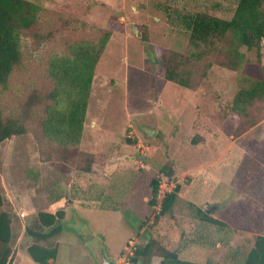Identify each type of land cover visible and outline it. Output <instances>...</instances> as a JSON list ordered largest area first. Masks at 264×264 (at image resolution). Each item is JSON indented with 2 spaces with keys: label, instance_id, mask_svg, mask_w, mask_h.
<instances>
[{
  "label": "rangeland",
  "instance_id": "374dc122",
  "mask_svg": "<svg viewBox=\"0 0 264 264\" xmlns=\"http://www.w3.org/2000/svg\"><path fill=\"white\" fill-rule=\"evenodd\" d=\"M27 1L42 7L50 40L35 49L31 38H21L22 66L0 100L2 116L24 129L0 146V194L12 215L15 264H33L24 249L37 213L59 209L61 233L46 242H60L55 264H100L101 250L113 264H129L150 240L182 260L242 264L255 237L264 236V168L246 151L264 139V105L261 119L249 117L256 121L251 127L230 112L241 75L217 64L194 71L193 89L166 81L163 58L185 54L188 36L158 10L169 3L229 20L237 0ZM105 32L77 147L48 145L26 107L31 93L47 86V60ZM241 52L250 63L259 54L264 66V41L258 51ZM197 134L208 140L193 145ZM154 177L158 204L180 186L172 212L158 219V207L148 206ZM212 205L219 209L209 215L223 226L198 216Z\"/></svg>",
  "mask_w": 264,
  "mask_h": 264
},
{
  "label": "trees",
  "instance_id": "16d2710c",
  "mask_svg": "<svg viewBox=\"0 0 264 264\" xmlns=\"http://www.w3.org/2000/svg\"><path fill=\"white\" fill-rule=\"evenodd\" d=\"M158 10L172 29L183 31L188 36L185 54L167 52L163 58V78L193 89L197 85L193 82V73L200 65H205L208 70L217 64L237 72L241 75L240 88L229 111L246 120H250L251 115L260 118L259 105H264V66L260 63L259 54L256 62L250 63L241 49L258 51L264 41V0H237L229 20L202 11L179 9L169 3L158 4ZM42 13V7L27 0H0V100L2 90L8 88L12 75L22 66L21 38H31L35 49L41 42L50 40V33H45L41 27ZM108 38L109 33L105 32L96 40L69 43L64 53L47 60V86L32 92L26 107L33 109L32 119L36 120L41 140L48 145L56 144L67 150L77 147L94 69ZM255 122L250 120L248 127ZM23 133L24 129L14 119L4 118L0 109V146L11 136ZM207 140V137L197 134L192 144ZM263 147L264 139L259 144L248 146L246 151L264 168ZM159 187L160 180L152 178L148 206L158 207L155 219L172 212L180 193L177 184L164 194L158 204ZM5 203L0 194V264H13L12 215L3 210ZM197 213L202 222L223 226L201 209ZM63 219L62 209L41 211L37 213L33 226L26 228L30 239L26 253L34 264H51L56 259L58 243L46 242L59 234ZM154 256L160 259L158 264H212L182 260L177 251L157 246L155 241L138 246L129 264H151ZM242 264H264V236L255 237Z\"/></svg>",
  "mask_w": 264,
  "mask_h": 264
},
{
  "label": "water",
  "instance_id": "95a60500",
  "mask_svg": "<svg viewBox=\"0 0 264 264\" xmlns=\"http://www.w3.org/2000/svg\"><path fill=\"white\" fill-rule=\"evenodd\" d=\"M151 136H153V134H151ZM218 209H219V206L212 205V206L206 207L203 212L209 215L212 211L218 210ZM149 242L151 243V240ZM100 252H101L100 253L101 255L100 264H113L111 260L105 255L103 250H101Z\"/></svg>",
  "mask_w": 264,
  "mask_h": 264
},
{
  "label": "crops",
  "instance_id": "0c3cea01",
  "mask_svg": "<svg viewBox=\"0 0 264 264\" xmlns=\"http://www.w3.org/2000/svg\"><path fill=\"white\" fill-rule=\"evenodd\" d=\"M47 211H50V212H54V211H56V210H47ZM63 220H65V215H64V219ZM63 222V221H62ZM61 233V231L59 232V234ZM58 234V235H59ZM96 239H95V237H93L91 240H90V242H92V241H95ZM29 241H30V239H29ZM57 243H58V250H59V246H60V242H58V241H56ZM99 242L97 241V244H98ZM25 250V252H26V248L24 249ZM27 254V253H26ZM28 256V255H27ZM57 256H58V252H57ZM57 256H56V259H57ZM29 257V256H28ZM30 259V258H29ZM56 259L54 260V261H51V264H55V261H56ZM31 260V259H30ZM15 262L16 261H14L13 260V264H15ZM33 263V262H32ZM34 264V263H33Z\"/></svg>",
  "mask_w": 264,
  "mask_h": 264
},
{
  "label": "built area",
  "instance_id": "2783aa9c",
  "mask_svg": "<svg viewBox=\"0 0 264 264\" xmlns=\"http://www.w3.org/2000/svg\"><path fill=\"white\" fill-rule=\"evenodd\" d=\"M129 244H131V243L129 242ZM132 254H133V252H132ZM127 255H128V254H127ZM130 257H131V255H130ZM124 258L126 259V258H127V256H125ZM128 258H129V257H128Z\"/></svg>",
  "mask_w": 264,
  "mask_h": 264
}]
</instances>
